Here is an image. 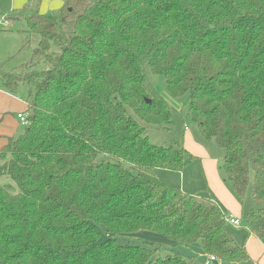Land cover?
<instances>
[{
  "label": "trees",
  "instance_id": "trees-1",
  "mask_svg": "<svg viewBox=\"0 0 264 264\" xmlns=\"http://www.w3.org/2000/svg\"><path fill=\"white\" fill-rule=\"evenodd\" d=\"M41 1L5 15L38 43L13 72L0 67L9 91L28 85L29 104V125L0 152V264H195L153 242H119L139 230L171 246L199 241L222 263L250 261L208 191L156 177L199 157L177 139L150 141L173 114L149 72L171 99L187 95L239 201L253 177L246 224L264 242V0H62L40 13Z\"/></svg>",
  "mask_w": 264,
  "mask_h": 264
},
{
  "label": "rangeland",
  "instance_id": "rangeland-1",
  "mask_svg": "<svg viewBox=\"0 0 264 264\" xmlns=\"http://www.w3.org/2000/svg\"><path fill=\"white\" fill-rule=\"evenodd\" d=\"M14 3L15 0H0V23H3V15L15 8V6L13 7ZM32 6L33 4L30 5V7ZM50 11L55 12L57 9H51ZM22 20H13L11 25L9 23H4L3 26L0 27V67L5 72H13L15 67L29 60L31 56L30 51L35 48L38 43V37L35 34L19 31L21 27L26 28ZM149 77L156 90L170 102L173 114V124L170 125L171 127L169 130L158 127L149 129L148 136L150 141L157 145H164L170 139H177L183 143L191 141L196 145L201 146L204 148L206 153H199H202V155L204 154L210 158L212 162L211 167L216 170V174H218V176L221 178V182L224 187L228 188L232 193V196L235 197L230 184L225 181L223 171L220 170L224 151L218 147L214 139L206 140L201 136L197 125L191 120L188 114L187 95L173 100L167 94L163 76L155 75L149 72ZM18 91L19 94L24 95L22 92H25V87L22 85L19 86ZM191 147H193L192 144ZM193 149L196 150L197 148ZM196 156H198V154ZM198 157L202 158L201 156ZM201 162L202 163L200 165V162L195 160L179 173L177 171L167 169H157L155 171V175L166 186L178 188L183 193L189 194H205L208 191L210 195L213 196L214 200L217 201V199H215L216 196L214 195V191L210 187L211 185L208 179L209 173L207 171L206 177L203 160ZM252 180L253 177L250 178L247 193L244 199L239 201L235 197L242 206V212L240 215L241 224L239 227H232V230L234 235L237 237V240H235L238 243L241 242L240 244L247 241L249 234V229L246 224V214L253 206L251 196L253 187ZM223 212H225V210ZM118 240L120 243L130 244H142L144 241L153 242L162 246V253H167L171 250H174L181 253L186 258L192 257L195 264H206L205 261L208 257L203 252L201 243L199 241L190 245L171 246L172 241L167 237L148 230H139L137 232L120 237ZM210 264H252V262L246 261L243 263H222L216 259V262H211Z\"/></svg>",
  "mask_w": 264,
  "mask_h": 264
},
{
  "label": "crops",
  "instance_id": "crops-1",
  "mask_svg": "<svg viewBox=\"0 0 264 264\" xmlns=\"http://www.w3.org/2000/svg\"><path fill=\"white\" fill-rule=\"evenodd\" d=\"M26 2V0H15L13 7L14 9L22 7V5ZM62 5V0H42L40 4V13H45L46 11H50L51 9H59ZM5 15H3V23L1 22L0 27L3 26L4 23H11L12 20H5ZM24 22V20H22ZM25 24V23H24ZM1 30V28H0ZM5 30V29H4ZM23 30H27L26 28H20L19 31L25 32ZM12 33V32H10ZM32 50L30 51L31 54ZM25 87V92L21 91L24 95L19 94V86ZM28 85L26 83H19L16 86L15 91H9L4 83L3 79L0 75V152L6 146L9 139L17 137L19 134L23 133L25 126H23L17 118L18 113H24L28 115ZM191 144L193 147H191ZM185 147L192 152L193 154L201 156L199 158V162L201 165V161L204 163V172L207 171L209 173V181L210 187L214 191V195L216 196L215 201L221 208L222 211L225 210L226 214H232L236 217L240 218L242 212V206L238 202V200L232 196L230 190L221 182V178L216 174V170L212 168V162L210 158L206 155H202L203 152L206 153L204 148L199 145H196L193 142H184ZM193 148H197L194 150ZM215 171V172H214ZM178 172V171H177ZM181 172V171H180ZM179 173V172H178ZM214 196V197H215ZM249 232V231H248ZM235 239L237 237L234 235ZM241 243V242H240ZM245 248L251 258L252 264H264V242L257 237H255L251 232L248 234L247 241L243 242ZM212 262H216L212 261ZM211 263V262H210ZM209 263V264H210Z\"/></svg>",
  "mask_w": 264,
  "mask_h": 264
},
{
  "label": "built area",
  "instance_id": "built-area-1",
  "mask_svg": "<svg viewBox=\"0 0 264 264\" xmlns=\"http://www.w3.org/2000/svg\"><path fill=\"white\" fill-rule=\"evenodd\" d=\"M18 120L23 126H28L29 125V120L27 114L24 113H18L17 115ZM225 221L232 227H239L241 224V221L238 217L232 215V214H226L225 215ZM215 257L210 256L206 259L205 263L209 264L212 261H215Z\"/></svg>",
  "mask_w": 264,
  "mask_h": 264
},
{
  "label": "water",
  "instance_id": "water-1",
  "mask_svg": "<svg viewBox=\"0 0 264 264\" xmlns=\"http://www.w3.org/2000/svg\"><path fill=\"white\" fill-rule=\"evenodd\" d=\"M148 102H150V100H148Z\"/></svg>",
  "mask_w": 264,
  "mask_h": 264
}]
</instances>
